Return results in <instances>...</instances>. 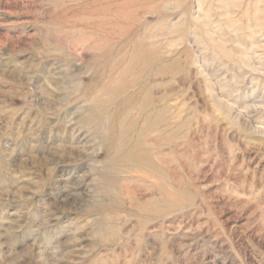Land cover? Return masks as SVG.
I'll use <instances>...</instances> for the list:
<instances>
[{
    "label": "rangeland",
    "instance_id": "rangeland-1",
    "mask_svg": "<svg viewBox=\"0 0 264 264\" xmlns=\"http://www.w3.org/2000/svg\"><path fill=\"white\" fill-rule=\"evenodd\" d=\"M0 264H264V0H0Z\"/></svg>",
    "mask_w": 264,
    "mask_h": 264
}]
</instances>
